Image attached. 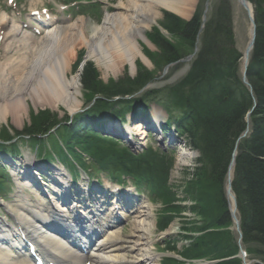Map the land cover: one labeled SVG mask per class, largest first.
Returning a JSON list of instances; mask_svg holds the SVG:
<instances>
[{
  "label": "trees",
  "instance_id": "trees-1",
  "mask_svg": "<svg viewBox=\"0 0 264 264\" xmlns=\"http://www.w3.org/2000/svg\"><path fill=\"white\" fill-rule=\"evenodd\" d=\"M248 1L253 5L256 24V41L248 73L256 109L251 119L252 134L242 143V152L236 159L233 188L243 243L252 251V247H256L257 253L254 256L261 257L264 261V0ZM162 25L191 47L200 25V16L197 13L188 23L170 16ZM218 39L221 40L213 42ZM201 42V50L187 77L178 86L177 101L187 111L184 133L188 136L190 145L201 154L200 167L195 170L192 183L201 186L205 192L195 188L193 191L201 194L200 199L211 210L209 217H218L219 209L222 218L226 219L228 215L221 195V180L224 178L235 139L244 130L242 115L251 107V100L247 93L243 95V86L237 73L240 56L232 48L233 39L226 10L206 23ZM205 43L207 46L203 47ZM157 44L162 52V63L177 59V50L172 47L169 49L159 38ZM88 69L84 70L81 79L88 92H107L117 88L113 86L101 90L96 84V75L93 76L94 72ZM41 116L44 119L36 122L39 131L43 132L48 120L44 114L39 115ZM231 242L229 234L219 233L205 238L204 243L221 253L223 250L234 249Z\"/></svg>",
  "mask_w": 264,
  "mask_h": 264
},
{
  "label": "bare ground",
  "instance_id": "bare-ground-1",
  "mask_svg": "<svg viewBox=\"0 0 264 264\" xmlns=\"http://www.w3.org/2000/svg\"><path fill=\"white\" fill-rule=\"evenodd\" d=\"M193 1L119 0L116 6L106 11L107 15L103 18L100 25L96 26L87 20L80 19L77 21V23H80L78 27H57L52 32H47L48 30H46L44 35L39 34V38H35L32 35H24V33L18 32L17 28L7 30L8 26L6 25L8 22L1 17L0 35L2 40L0 41V51L2 50L5 58L12 53L13 55L10 59L6 58V62L0 60V122H3L6 117L17 121L24 116L28 107L26 104L27 99L37 105L50 100L62 101L67 103L69 110L73 108L79 89L77 78L72 77L67 80V73L68 60L70 61V57L74 53V42H78L81 47H86L87 58L101 67L105 73H110L112 76H115L125 65L130 70H134L137 59L149 66L148 60L143 57L139 48V41H143L150 46L144 34L149 27L156 25V20L159 17V8L186 19L189 17ZM241 3L243 4V1ZM243 5L246 6L248 11L253 7L250 1ZM252 28L254 36H251V39L256 41V24L254 20ZM61 42L64 43L63 47L58 46ZM44 54L46 57L41 59ZM189 56H186V60ZM37 61V65L30 67ZM36 77L38 79H35ZM168 90H170V84L165 85V94H168ZM166 101L170 103L168 99ZM115 115H119V113H115ZM153 121L156 124L157 118H153ZM134 134L142 136L144 131L136 127ZM182 157L184 158V156ZM235 160V151L234 147H232L226 167L234 163ZM194 169H196V166H194ZM77 190L82 193L80 195L84 198H78L74 201V195L72 194H66L65 199L63 198L65 201L61 207L66 211L67 216H74L72 210L82 209L87 211L86 205L88 204L96 205L98 209L102 210V215L107 213L112 216L107 210H112V208L108 207L114 206L112 204L114 200L107 194L101 193L96 185L92 186L91 190L84 185L82 188H77ZM117 197L121 202V206L124 207L125 203L123 200L119 196ZM125 197L131 199L132 195ZM135 201L139 200H132L131 203L129 202L128 207L122 209V211H127V219L131 224L127 233L128 236L139 232L142 229L141 227L145 226L140 222H136L143 215V210L141 209L142 207H139V203ZM25 203L27 204V202ZM72 203L75 205L71 210L70 206ZM115 203L117 204L118 201ZM26 204L20 202L18 206L21 214L18 215L17 223L21 230L16 232L29 239L31 237L30 231L38 228L40 230L39 240L41 244L45 248H50L56 257L64 254L62 248L53 239V236H49V232L43 230L37 224L35 216L37 214L36 211L39 209L36 208L33 211ZM42 216L47 220L48 216L43 210ZM0 229L7 234L8 228L0 226ZM137 241V244L130 247L129 244L131 243L125 239L121 240L117 233H109L99 244L101 249L106 251L109 256L107 258L109 263L98 262L95 264H113L121 260L125 264H154L157 260L156 256L151 254L149 244L142 237H138ZM18 247L21 248L22 246L18 245ZM139 248L145 249L140 250ZM66 255L71 256V252ZM93 255H95L94 252ZM0 264L26 263L8 251H0Z\"/></svg>",
  "mask_w": 264,
  "mask_h": 264
},
{
  "label": "rangeland",
  "instance_id": "rangeland-1",
  "mask_svg": "<svg viewBox=\"0 0 264 264\" xmlns=\"http://www.w3.org/2000/svg\"><path fill=\"white\" fill-rule=\"evenodd\" d=\"M206 1L207 0H194L191 4L192 7L190 8L189 17L186 19H183L177 15L174 16L170 13L168 14L167 18L170 19V16H171V17L179 20L180 22H187L190 20L191 16L196 11V9L198 8V11H199L201 6H203V4ZM220 1H221V3L225 1V3L228 5V6H226V12L231 14V23L233 20V30H234V38H235L236 48L239 51L243 52L244 48L247 44V41L249 39V22H248L247 16L245 15L244 10L236 2V0H211L210 3H211V6L213 4V7L210 6V10H209V13L207 14V18L210 16L212 10L215 8V6L218 4V2L220 3ZM3 2H4L3 0H0L1 4ZM123 2H125V1H123ZM163 11L164 10H161L159 8V17L156 20V25L149 27L148 30H146V32L144 34L145 39L151 43L150 46L148 45V47H146L147 46L146 43H144L143 41H139L140 48L143 47V48H145V50L148 49L149 52L152 54H155L157 52V55H159V51L157 50L156 46L154 45L155 38L158 36V37H160V40H162L165 44H167L169 49H170V47H172L175 50H177V54L179 53L181 58H186V56L191 54L194 47H197L199 49V42L201 41V38L197 39L195 41L194 45H192V47H188L187 45L184 44V42L179 43V40L176 37L172 39L170 34L166 33L160 27L163 23V21H162ZM81 18L82 17H79V16L76 17L75 16L70 25H73V28L78 27L80 25V23L76 24V21L81 19ZM102 18H103V16H100V18H98L95 15L91 14L88 17H85L82 19L88 20L90 23H92L94 25H98L101 23ZM162 27L164 28V26H162ZM63 45H64V43L61 42L58 46L63 47ZM206 46H207L206 43L203 44V47H206ZM232 48H234V50H236L234 45ZM47 52L49 53L48 50H47ZM73 52L74 53L71 55L70 61L68 60L69 67H68V73H67V80H70L72 77L77 78L76 79L77 80V86L79 89V94L76 95V99H78L79 103H78V105H76L74 102L73 107H75V105H76V107H77L76 112H78V113H82L86 110L88 111L89 109L90 110L93 109L92 112L95 115L100 114L101 112H105V114H107L106 111H110L111 110L110 107L98 110V107H96V106L92 107L93 103L92 104L86 103L85 97H88L89 95H87L88 93H86L82 90V87L80 84V81L82 78V73H81L82 69H83L82 67L87 65L84 68V70H87L88 68H90V70L92 72H94V74H92L93 76H95L97 73V78H95V81H96V84H98L100 87L106 86L107 84L113 85V84L118 83V82H122V84H123L126 81V79H128L127 77L133 78L135 76V71L131 72L130 68L127 65H125L121 68L120 71L117 72V74L115 76H112L110 73H108V74L105 73V71L101 67H99L92 60L88 59L86 47H81L78 42H74ZM44 57H46L45 54H44V56L41 57V59H44ZM76 60H80L79 63L83 64V65L81 64L82 67L81 66L79 67L78 65L75 68L73 67V63ZM136 63H140V62L137 60ZM171 68H173V69H171ZM171 68L169 67L167 70H159L155 73V78L157 80H160L159 82L156 83L155 86H157V87L158 86L159 87L164 86L165 87L166 84H171L173 82V80H176V79L182 77L184 72H186L187 65L178 64L177 66L175 65ZM152 69H153L152 66L148 67V70H152ZM238 69H239L238 74L240 77H242L241 62H240V67L238 65ZM29 72H31V71H29ZM35 79H38V77H36ZM152 86L153 85L150 84L141 93H137L135 95V99L139 98L145 94L147 95L148 92L152 91V93H153L154 91H158L156 87H154L155 90H154V88H151ZM131 101H134V100H130V102ZM61 103H62V101L57 102L56 100H50L49 102L45 101V102L37 105V104H33L29 99H27L26 104L28 107H27V112L24 116L20 117L19 120H17V121H14L10 117L4 118L5 125H6V127L9 128L6 131V134L9 135V133H12L13 130H17V131L21 130L25 125L30 123V120H29L30 117L34 114L39 113L40 111H44V112L50 111L52 113H56L59 117V120H60V118H62V116L64 114H66L68 116L71 115L70 112L73 109L69 110L67 103L64 106H62ZM252 103H253V101H251V105H252ZM85 104H87L88 106H86ZM66 107H68V108H66ZM70 107H71V105H70ZM245 115H246V112H244V114L242 115V120L244 122L246 120V117H247V120H249V117L252 114L248 113L247 116H245ZM103 117L104 116H102V115L100 116V118H102V119H103ZM108 122H109L108 120L105 121V126H107ZM1 126L2 125L0 124V127ZM127 126L129 128V125H127ZM140 128H141V126H140ZM247 134H248V137H250V131H248L245 134V136H246L245 138H247ZM9 136H11V135H9ZM135 141H136V139H135ZM19 143H20L19 141L16 142V144H19ZM145 143H146V146H148V145H150L151 147L155 146V144L152 142V140L148 137H146ZM166 147L167 148H164V151H166V152L170 151L171 149L173 151H175V153H174V162L175 163H174L173 170L170 172V175H169V183L171 186L176 187V189L180 192V185L182 184V182L184 180H186V175L189 174V171L194 166L195 157H193V154L191 152H188L187 149H185L183 147H181L182 150L179 151L180 148L178 147V144H175L172 146L169 145ZM181 152H184V153L186 152V154L189 155V158L182 159L180 156ZM184 168H186L185 172L183 170ZM190 188H191V186L190 187L188 186V189H190ZM192 188H196V185H193ZM152 210H153L154 217L152 218V220L149 219V220L144 221V223H143L144 225L148 226L149 224H152V222L156 219L157 211L159 210V208L157 209V207H154V208H152ZM150 235H151V238L149 237V239L152 241V245L154 246V248H152V253L160 254V256H161L160 260H162V258H164L167 255L159 252L160 249L162 248V246H160L162 244L161 237L157 233L154 235L151 234V231H150Z\"/></svg>",
  "mask_w": 264,
  "mask_h": 264
}]
</instances>
